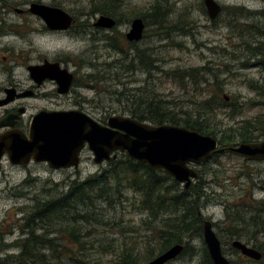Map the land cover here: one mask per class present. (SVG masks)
<instances>
[{"label":"rangeland","instance_id":"obj_1","mask_svg":"<svg viewBox=\"0 0 264 264\" xmlns=\"http://www.w3.org/2000/svg\"><path fill=\"white\" fill-rule=\"evenodd\" d=\"M21 1L24 0H4V4L16 6ZM43 1L48 4H58L70 12L76 19L73 28L69 33L44 34L39 31L40 22L31 15L24 16L26 19L22 20L15 12L0 8V23L6 30L12 31L11 34L4 36L5 45L10 47L13 52L12 54L4 53L7 60L17 61L21 55L30 56L32 59L36 55H45L47 58L63 56L69 57L70 60V57L80 56L90 46H97L96 52L103 54L99 61L107 60L108 55L110 56L108 60H110L111 56L116 57L117 55L105 47L106 43L99 40L101 36L115 35L116 33L125 35L130 25L127 18L131 9L137 13L143 12L152 2V0H116L115 3H119L120 8L118 9L119 13L116 12L118 20L115 26L97 32L90 26H85V28L91 29L82 30L80 23L90 17L88 23L92 24L93 17H97L99 13L90 15L87 13L90 9L99 8L97 6L99 0ZM167 1L173 9L169 19L170 28L173 29L175 23L179 22L177 27H182L183 30H174L158 35L154 32L156 25L150 19L146 21L144 30L146 36L141 40L139 46L151 47L152 52L160 59L158 63L160 69L154 72L151 78L146 77V74L140 73V71L136 72L132 77L134 80L127 83V88L145 84L146 79L149 81L148 87L155 89L161 96L174 100L178 106L192 108L194 103L191 102L197 100L193 97L190 80L184 79L181 82L180 79L173 78L165 72L208 66L214 69L217 78L222 81L223 95L237 96L239 103H243L242 113L235 117H230L224 108L215 110L214 121L220 128L236 126L241 121L256 116L263 117L264 103H255L254 101L264 97V68L258 65L241 67L242 62H246V53L241 48V37L233 27L238 23L260 20L258 16L260 11H264V0H216L227 9L222 10L213 20L206 12L203 0ZM2 3L0 1V6ZM232 7H243L253 13L239 14L236 16V20H232L229 12L231 9H228ZM22 21L23 24H21ZM14 29L17 31L13 32ZM256 38L260 41L264 40L262 36H256ZM66 61L69 68L75 71L73 61ZM1 64L7 66L5 61L0 62ZM16 71H23V68L18 67ZM0 75L2 74L0 73ZM205 78L211 80L210 76ZM122 80L125 81V78ZM249 81L257 84L258 89H251ZM121 85H114L112 88L122 87ZM187 85L188 87L184 88ZM198 85L197 89L194 88L196 89L194 90L196 98L205 93L201 78L198 80ZM98 98H102L104 102L97 103ZM123 98L120 99L121 101H115V95L94 91L84 84H74L69 95L68 106L80 108L94 119L105 122L106 118L103 120V115L122 114L119 109L124 104ZM102 104L105 109L102 108ZM106 111L108 112L105 114ZM98 167L90 159H83L78 166L85 173L98 171ZM196 168L203 172L202 178L210 195L208 196L209 200L202 205L201 214L205 219L212 221L213 229L219 238L224 239L221 245H223L224 254L229 259V264H264V262L247 259L238 250L232 248L230 241L226 240L227 236L224 230V226L227 225L225 220L226 202L234 203L239 200L245 203L250 197L264 199V161L246 160L235 154L224 153L213 155L207 161L196 165ZM29 169H33L32 166H29ZM71 171L72 169L67 172ZM33 172L41 173L42 176L39 179H27L25 170L11 167L6 161L2 163L0 169V258H4L6 253L19 252V246L14 243L25 236V230L22 227L23 216L30 210L34 198L45 193L54 195L58 191L66 189L69 183V180L56 178L58 175H55L54 179H46L47 173L38 168ZM2 173L5 174L2 175ZM56 173L59 174V172ZM125 192L127 198L122 199L119 204L115 203L113 209H104L103 214L100 215V219H110V226L98 225L97 230H94L91 237L88 238L95 242V248L88 252L92 264H121L119 262L121 261V252L131 247H133V252L139 256L137 263L145 264L144 255L147 250L152 249L153 252L158 250L157 243L160 241L157 237L158 229L163 226V222L159 219L165 218V214L160 215L157 220H153L152 224L149 223L148 215L139 209L138 195L130 189H126ZM15 206L18 210L14 209ZM100 206L102 207V203ZM13 220L16 224L11 225L9 231L8 224ZM259 238V241L264 239L261 235ZM241 240L245 241V239ZM65 241L62 239L61 243H69ZM202 241L203 237L194 238L191 241L193 250L179 255L166 264H201ZM12 242L13 247L8 246ZM63 259L65 260L64 264H73L68 257Z\"/></svg>","mask_w":264,"mask_h":264},{"label":"trees","instance_id":"obj_2","mask_svg":"<svg viewBox=\"0 0 264 264\" xmlns=\"http://www.w3.org/2000/svg\"><path fill=\"white\" fill-rule=\"evenodd\" d=\"M115 1L99 0L97 3L99 8L90 9L87 15L100 12L115 18L117 22L116 12L119 13L120 5ZM224 9L227 7L222 8ZM228 9H231L229 12L232 20H236L239 14L249 12L243 7ZM172 11V6L167 0H152L143 12L137 13L131 9L127 19L131 21L134 17H141L145 26L146 21L150 19L156 25L154 32L158 35L183 30L182 27H177L179 22L175 23L176 28L174 26L173 29L170 28L169 19ZM259 14L260 20L232 26L238 31L241 48L246 53V62L241 64L243 68L256 65L264 68V40L256 38L264 37V11H260ZM145 36L144 31L142 39ZM99 40L106 43L105 47L117 56H111L108 60L110 57L108 55L107 60L99 61L102 53L96 52L97 46H90L80 56L70 57L75 67L74 84H84L94 91L115 95V101H121L120 99L124 97V104L119 109L122 114L126 113L151 124L182 125L214 136L221 145L264 139V116L246 119L236 126L227 128H220L214 121L216 109L224 108L230 117H235L242 113L243 108V103L238 101L239 97L223 95V83L217 78L214 69L201 66L164 71L181 82L184 79L190 80L193 97L197 101L191 102L194 103L192 108H184L182 105L178 106L174 100L161 96L152 87H148L149 81L146 79L145 84L127 88V83L134 80L132 77L136 72L140 71L151 78L153 73L160 69L158 65L160 59L152 52L151 47L146 45L140 47L141 40L129 41L124 34L118 33L103 35ZM89 55L90 57H87ZM67 60L70 61L69 57ZM86 67L87 69H84ZM207 76H210L211 80L205 78ZM122 78H125V81ZM200 78L204 83L205 93L196 98L194 90L199 87ZM119 84H122V87L112 88ZM187 87L188 85L184 86ZM249 87L257 90L259 86L249 81ZM102 102H104L102 98H98L97 103ZM254 102L264 103V97ZM102 108L105 109L104 104ZM106 116L103 115V120ZM119 154L84 179L69 180L66 189L54 195L45 193L35 197L30 210L23 216L22 227L26 237L18 241L20 250L17 256L0 258V264H64L63 258L66 257L73 264H92L88 252L95 248V242L88 238L97 230L98 225L110 226V219H100V215L104 209H113L115 203L119 204L122 199L127 198L126 189L138 195L139 209L148 215L149 223L152 224L153 220L165 214V218L159 219L163 226L158 229L157 237L160 240L157 243L158 250L156 252L152 249L147 250L144 262H148L175 243H182L185 246L180 255L193 250L191 241L196 237L202 238V223L205 218L201 214V208L210 196L202 178L203 172L198 170V178L185 188L164 170L152 169L123 152ZM205 161L207 160L203 162ZM225 220L227 242L245 239L243 242L260 251L262 256L257 262L263 263L264 239L259 241V236L264 237V199L250 197L245 203L239 200L234 203L226 202ZM62 239L69 243H61ZM219 239L221 243L224 242L223 238ZM200 256L201 264H212L203 241ZM120 258L121 264H138L139 256L131 247L124 249Z\"/></svg>","mask_w":264,"mask_h":264},{"label":"water","instance_id":"obj_3","mask_svg":"<svg viewBox=\"0 0 264 264\" xmlns=\"http://www.w3.org/2000/svg\"><path fill=\"white\" fill-rule=\"evenodd\" d=\"M203 3L211 20L221 12V4L216 0H203ZM28 10L38 15L53 30H66L73 21L70 13L57 6L31 3ZM95 25L111 28L115 25V20L110 16L100 15ZM144 29L143 19L134 17L125 37L129 41H139ZM56 67L57 63L45 61L42 65H29L28 71L32 77L40 72L57 78L55 73L52 74ZM64 74L63 90L66 91L73 74L66 69ZM7 142L6 137L0 139V144L6 146L11 162L24 164L33 157L35 160L47 161L55 168L77 166L78 152L84 146L90 150L95 164L109 161L123 152L152 169L164 170L185 188L199 176L196 165L213 155L231 153L246 160L264 161V139L221 145L214 136L182 125L151 124L126 114H110L105 123H101L77 109L40 112L32 120L28 139L24 137ZM18 156L22 159L17 158ZM202 237L212 264H229L209 219L203 220ZM230 246L246 258L256 261L261 259L259 250L239 239L232 240ZM183 248L182 243H175L145 264H165L178 257Z\"/></svg>","mask_w":264,"mask_h":264},{"label":"flooded vegetation","instance_id":"obj_4","mask_svg":"<svg viewBox=\"0 0 264 264\" xmlns=\"http://www.w3.org/2000/svg\"><path fill=\"white\" fill-rule=\"evenodd\" d=\"M0 1L3 2L0 8L3 9L6 8L9 9V11L15 12L17 15L21 17L22 20L26 19L24 18V16L31 15L33 18H35V20L40 22L39 31L44 34L69 33L76 21L74 16L71 14L73 21L68 29L53 30L48 28L46 24L43 22V20L38 15L30 12L28 8L31 3H41L49 6H57L64 9L58 4H50V3L48 4L45 3L43 0H24L19 2L18 5L13 6L9 4L8 5L4 4V0H0ZM222 8L223 7L221 6V10ZM64 10L67 11L66 9ZM98 13L99 15L97 17H99L100 15H104V14H100V12ZM97 17L96 16L93 17L94 21L92 22V24L88 23L90 17L85 18L86 21L80 23L81 29L82 30L91 29V28H85V26L93 27L97 32H100L101 30L104 29H110L95 25V21ZM113 19L115 20V18ZM21 24H23V21L21 22ZM115 24H116V20H115ZM15 31L17 30L14 29L13 32ZM11 32L12 31L10 30H6L5 27L2 26V23H0V62L3 63L5 61V64H7V66H5L4 64L0 65V73L2 74L0 75V139L6 137V140L8 142H10V140L14 141V139L18 140L24 137L28 139L30 137V127L32 120L34 116L40 112H47V113L60 112V111H68L71 109L81 110L80 108L68 106L69 95L70 92H72V88L74 87L75 74L74 71L71 70L68 66V62L66 61L67 57L58 56L56 58H47L45 55H36V57L32 59L30 56L21 55L19 57L20 59H18L17 61L7 60V57L4 53L7 52L8 54H12L13 52L10 47H7L5 45L6 42L4 36L11 34ZM18 32L20 33L19 30ZM45 61L58 64V67L55 68V71H52V74L55 73L54 75H56L57 78H51L40 72L37 73L36 77L30 76V73L28 71V66L42 65L43 63H45ZM18 67H22L23 71L17 72L16 69H18ZM65 69L72 72L73 74L71 84L66 91L63 90ZM101 123H105V122H101ZM78 156H79V161L77 166H68V167H59V168L50 166L47 161L35 160L33 157H30L29 160L24 164L13 163L10 161L8 152L6 151V146L0 144V169L2 167L3 161H6L11 167L25 170L27 179H39L42 176V174L33 172L38 168L47 173L46 179H50V178L54 179L55 175H58L56 178L61 180H82L90 173L82 172L78 168V166L80 165L83 159L92 160V154L90 150L86 146H84L79 150ZM17 158H19L20 160L22 159L21 156H18ZM109 161H104L103 163L106 164ZM103 163L97 164L99 166L98 170L101 168V165ZM29 166H32L33 169H29ZM70 169H72V171L67 172ZM56 172H59V174ZM4 174L5 173H2V175ZM16 191L17 189L15 187V193ZM14 209L18 210L16 206ZM10 223L8 224L9 231L11 230V225H15L16 222L13 220ZM25 237L26 235L23 238ZM18 241L19 240H17L14 244L18 245ZM13 242L8 244V246H12ZM17 254L18 253H6L4 257L6 256L16 257Z\"/></svg>","mask_w":264,"mask_h":264},{"label":"bare ground","instance_id":"obj_5","mask_svg":"<svg viewBox=\"0 0 264 264\" xmlns=\"http://www.w3.org/2000/svg\"><path fill=\"white\" fill-rule=\"evenodd\" d=\"M119 154V153H118ZM120 155V154H119ZM223 246V245H222ZM185 247V246H184Z\"/></svg>","mask_w":264,"mask_h":264}]
</instances>
